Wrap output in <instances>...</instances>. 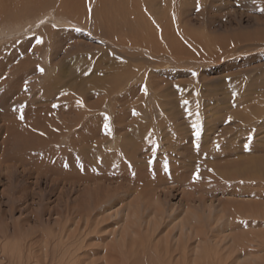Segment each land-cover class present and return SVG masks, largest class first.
Returning a JSON list of instances; mask_svg holds the SVG:
<instances>
[{
  "label": "rangeland",
  "instance_id": "rangeland-1",
  "mask_svg": "<svg viewBox=\"0 0 264 264\" xmlns=\"http://www.w3.org/2000/svg\"><path fill=\"white\" fill-rule=\"evenodd\" d=\"M262 9L264 0H0V30L16 27L0 39V211L13 212L0 226L8 223L10 235L12 225L25 232L9 239L0 236V264L8 262L12 246L24 242L30 230H57L69 213L70 230L85 223L79 213L86 207L98 222L88 229V244L96 252L86 264L101 263L105 246L113 242L111 230L119 231L126 223V207L138 200L153 203L155 192L167 211L156 240L164 239L168 229L180 232L173 226L184 219L197 231L189 242L188 261L181 251L176 253L179 264H264V165L258 181L252 179L257 172L243 179L223 172L227 163L264 161ZM12 121L17 126L7 132L6 122ZM35 142L46 147L35 148ZM225 145L237 149L226 150ZM62 148L76 162L73 167L65 160V171L74 177L70 183L45 179L35 166L53 165L58 160L54 157H63ZM81 154L90 164L104 156H118L121 162L88 167L87 161L75 159ZM122 163L139 172L121 169L115 178L76 181L79 174L95 178L97 172L118 169ZM163 170L169 172L167 178H161ZM144 174L146 179H141ZM121 183L134 190L112 192ZM99 185L101 194L112 189L108 204L96 202L102 196L96 197ZM88 188L96 193L91 199ZM232 203L246 205L248 211L231 226V215L220 219L219 213L222 205ZM255 206L260 208L257 213ZM45 208L51 215H42L40 223L32 214ZM118 211L117 217L108 218ZM150 214L145 212L142 220L148 221ZM242 241L249 248L245 254L238 250ZM120 254L115 264H125L126 255Z\"/></svg>",
  "mask_w": 264,
  "mask_h": 264
},
{
  "label": "bare ground",
  "instance_id": "bare-ground-1",
  "mask_svg": "<svg viewBox=\"0 0 264 264\" xmlns=\"http://www.w3.org/2000/svg\"><path fill=\"white\" fill-rule=\"evenodd\" d=\"M6 6V5H5ZM63 7H61L62 9ZM5 9V8H4ZM65 10V9H64ZM57 14V13H56ZM59 15V14H57ZM122 15V14H121ZM117 16V15H116ZM2 17V16H1ZM111 18V17H110ZM60 20H63V23H65L64 19L63 18H60ZM60 20H57V22H59ZM62 22V21H61ZM15 26V25H14ZM6 27V26H5ZM9 28L7 30H0V39H4L6 37H8L9 34L12 33V31L15 30V28L13 27H10L8 26ZM20 28V27H18ZM18 29H16L17 31ZM19 33V32H18ZM25 70V69H24ZM27 70V69H26ZM31 70V69H30ZM29 71V70H28ZM31 72V71H30ZM23 73V72H22ZM15 74V73H14ZM13 74V76H14ZM11 76V77H13ZM22 76V75H21ZM26 76V75H25ZM16 77V76H15ZM25 78V77H24ZM11 79V78H9ZM16 80V79H14ZM12 80H10V83H11ZM63 81V80H62ZM2 82V81H1ZM5 82V81H4ZM14 82V81H12ZM41 82V81H40ZM60 82V81H59ZM3 83V82H2ZM38 83V82H37ZM55 83V82H54ZM62 83V82H61ZM15 84V83H14ZM39 84V83H38ZM56 84H57V81H56ZM6 85V82L4 84V86ZM12 85V84H9V86ZM40 85V84H39ZM59 85V84H58ZM57 85V86H58ZM3 88V87H1ZM10 88V87H9ZM12 88V87H11ZM16 88V87H15ZM9 90V89H8ZM50 90V88H49ZM69 90V89H68ZM2 91V90H1ZM39 91V90H38ZM65 91V90H64ZM14 92V90H12V93ZM16 92V91H15ZM8 93V92H6ZM10 93V92H9ZM32 93V92H31ZM1 94V93H0ZM11 94V93H10ZM40 94V93H39ZM38 94V96H39ZM7 95V94H6ZM9 95V94H8ZM7 95V96H8ZM14 95V93H13ZM16 95V94H15ZM3 96H5V92H3ZM12 96V95H11ZM10 97V96H9ZM13 97V96H12ZM59 97V96H58ZM17 98V97H15ZM60 98V97H59ZM54 99V98H53ZM52 100V98H51ZM57 100V99H55ZM61 100V99H58L57 102ZM63 100V99H62ZM4 102V101H3ZM49 102H54L55 101H49ZM10 104V103H9ZM57 104V103H56ZM60 104V102L58 103ZM62 104H63V101H62ZM52 105V104H51ZM61 106V105H59ZM66 108L65 110L66 111H69L70 108H71V105L68 103L65 104ZM39 107V106H38ZM49 107V106H48ZM51 108V106H50ZM21 109V108H20ZM47 109V108H46ZM72 109V108H71ZM46 111H49V110H46ZM45 113V111H44ZM47 114V113H46ZM48 115V114H47ZM51 115V114H49ZM152 116V115H151ZM250 116V115H248ZM247 116V117H248ZM246 117V118H247ZM153 118V116L151 117ZM250 118V117H248ZM68 119V118H67ZM71 119V118H70ZM154 119V118H153ZM5 121L9 119H4ZM159 120V119H158ZM158 120H155L157 121L156 123H158ZM249 120V119H247ZM63 121V119H62ZM164 121V120H163ZM250 121L252 122V119H250ZM249 121V122H250ZM67 122V121H66ZM7 125H6V128H7V132L9 131L10 132V129L8 130V128L10 127H13V129L16 128V124H14V121H12V123H8L6 122ZM65 123V121H64ZM68 123V122H67ZM71 123V122H70ZM69 123V124H70ZM11 125V126H8V125ZM171 124V123H170ZM169 127V126H168ZM176 127V126H175ZM201 127V126H200ZM180 128V127H179ZM31 129V128H30ZM178 129V127H177ZM200 129V128H199ZM170 130V129H169ZM202 130V129H201ZM12 132V131H11ZM243 132V131H242ZM159 134H161L160 132H158ZM248 133V132H246ZM8 134V133H7ZM66 136H65V139L68 138V133H65ZM56 135V134H55ZM150 135V134H149ZM158 135V134H157ZM162 135V134H161ZM171 135V133H170ZM187 135V134H186ZM238 135V134H237ZM179 136V135H178ZM28 137V136H27ZM161 136L158 135V138H160ZM171 137V136H170ZM182 137V136H180ZM206 137V136H205ZM228 137V136H227ZM237 137V136H236ZM212 138V137H211ZM80 139V138H79ZM162 139V138H161ZM181 139V138H180ZM36 140V139H35ZM160 140V139H158ZM232 140V139H231ZM66 143H69V145L71 144V139H66L65 140ZM116 141V140H115ZM34 142V141H33ZM194 142V141H193ZM226 142V141H225ZM26 143V142H25ZM107 143V142H106ZM109 143V142H108ZM118 143V142H117ZM192 143V142H191ZM28 144V143H27ZM27 144H23V145H27ZM36 145H34L35 148H39V147H43L45 148L46 145L43 144V143H36ZM73 144V143H72ZM169 146V145H168ZM222 146V145H221ZM241 146V145H240ZM26 148L24 149H27V146H25ZM115 147V146H114ZM135 147V146H134ZM165 147V146H164ZM203 147V146H202ZM231 147L232 150H236L237 147L233 148L231 145L229 146ZM229 147L226 148V145L224 146V148L226 150H230L228 149ZM239 147V146H238ZM67 148V147H65ZM61 149L60 150V155L63 156L62 158H57V157H54L58 160H56L55 163H53V165L50 164L49 167H42L43 165H35L36 166V169H38L37 171L41 172V173H44V178L46 179H51L53 180L54 182L57 181V179L62 182V183H70L72 181V179L74 178L72 176V174L70 173H67V170L64 166H66L65 164V160L68 162L71 161V164L73 167H76V162H74L72 159L70 158H73L72 155H68L67 154V151L68 149ZM133 148V147H132ZM137 148V146H136ZM140 148V147H139ZM138 148V149H139ZM189 148V147H188ZM214 148V147H212ZM219 148V147H218ZM222 148V147H220ZM32 149V148H31ZM47 149V148H46ZM103 149V148H102ZM108 149V148H107ZM111 149V148H110ZM239 149V148H238ZM58 150V149H57ZM97 150V149H96ZM113 150V149H112ZM125 150V149H124ZM131 150V149H130ZM145 150V149H144ZM224 150V149H223ZM225 150V151H226ZM210 151V150H208ZM29 151L27 150L26 153H28ZM50 152V151H49ZM58 152V151H57ZM105 152V151H104ZM126 152V150L124 151ZM145 152V151H144ZM203 152V151H202ZM214 152V150H213ZM212 152V154H213ZM220 152V150H219ZM103 153V151H102ZM101 153V154H102ZM210 153V152H209ZM208 153V154H209ZM217 153V152H216ZM96 154V153H94ZM100 154V153H99ZM139 154V151L136 149V155L138 156ZM191 154V153H190ZM196 154V153H195ZM211 154V153H210ZM217 154H220V153H217ZM51 155V153H50ZM98 155V154H97ZM109 155V154H108ZM135 155V156H136ZM216 155V154H215ZM214 155V156H215ZM5 156V155H4ZM47 156V155H46ZM53 156V155H51ZM99 156V155H98ZM102 156V155H101ZM110 156V155H109ZM134 156V157H135ZM136 156V157H137ZM179 156V155H178ZM8 158L10 157V155L8 154L7 156ZM36 155H35V159H36ZM42 157V156H41ZM48 157V156H47ZM50 157V156H49ZM191 157V156H190ZM200 157V156H199ZM44 158V157H42ZM99 158V157H97ZM189 158V157H188ZM192 158V157H191ZM46 159V158H45ZM52 159V158H51ZM75 159L79 160L81 159L83 162L84 161H87L86 162V165L89 167V166H99L101 165V163H104V162H107V164H110V165H115V164H119L121 161L120 159L118 158V156L116 157H113L111 158L110 157H105L102 158L99 163L95 162L94 160H92L91 164H90V158H86L84 156V154H81L80 156H75ZM89 159V160H88ZM193 159V158H192ZM191 159V160H192ZM38 160V159H37ZM129 160V159H128ZM186 160V159H184ZM28 161V160H27ZM48 161V160H47ZM46 161V162H47ZM50 161V160H49ZM53 161V159H52ZM89 161V162H88ZM194 161V160H192ZM43 162V161H42ZM45 162V163H46ZM79 162V161H78ZM83 162H82V165H83ZM146 162V161H145ZM250 162V163H248ZM48 163V162H47ZM80 163V162H79ZM137 163V162H136ZM142 163V162H140ZM248 163V164H246ZM49 164V163H48ZM131 164V163H130ZM147 164V163H146ZM189 164V163H187ZM85 165V166H86ZM139 165V164H138ZM264 165V161H261L259 159L257 160H251V161H248V160H245V161H241L239 163H235V164H228L227 163V166L225 168H223V172L224 174L229 177V178H239V177H243L245 178L244 175H253L254 173H256L255 175H253L252 179H257L256 181H258L261 177H262V172H260L259 170L261 169L260 166ZM34 166V167H35ZM119 166V165H118ZM124 166H129V167H124ZM145 166V165H144ZM181 166V165H180ZM247 167V169H246ZM106 168V167H105ZM117 168V166H116ZM148 168V167H147ZM169 168V167H168ZM176 168V167H175ZM121 169L123 170L122 172H126V170H131V169H135L134 165H128L126 163H122V166H119L118 169H115V170H109V171H102L101 173H98L97 172V175H95V178L93 176L90 175V177H87L85 178L86 176L84 175H81L79 174V176L77 178H79L78 180H76L78 183L81 181V182H85V181H94L93 179H98L100 177H117L118 174L121 172ZM139 169V167H138ZM184 169V167H183ZM84 170V169H82ZM188 170V169H187ZM247 170V172H246ZM249 170V171H248ZM113 171V172H112ZM136 171V169H135ZM164 171V170H163ZM167 171V170H166ZM259 171V172H258ZM136 172H139V171H136ZM157 173V171H155ZM165 172V171H164ZM163 172V175L164 177H161V178H167V172L164 173ZM81 173V172H79ZM90 173V172H89ZM107 173H109V175H107ZM141 173V172H140ZM139 173V174H140ZM169 173V172H168ZM143 174V172L141 173ZM146 174H149V173H146ZM153 174V173H152ZM151 173L149 175H152ZM106 175V176H105ZM121 176L123 174H120ZM175 175V174H174ZM57 176V178L55 177ZM139 176V175H138ZM145 175L141 177V175L139 177H141V179H144L145 178ZM157 176V175H156ZM161 176V175H160ZM84 177V178H83ZM174 177V176H173ZM159 179V177H157ZM242 178V179H243ZM140 180V178H138ZM146 179V178H145ZM148 179V177H147ZM153 177H150V180L151 182L153 181L152 180ZM156 179V180H158ZM174 178H172L171 181H174L173 180ZM251 179V180H252ZM138 180V181H139ZM149 180V179H148ZM164 180H167V179H164ZM226 180V179H225ZM70 181V182H68ZM160 181H162L160 179ZM158 180V182H160ZM256 181H253L256 183ZM145 182V180H144ZM147 182V181H146ZM145 182V183H146ZM163 183L166 182V181H162ZM161 182V183H162ZM175 182V181H174ZM203 182V181H202ZM143 183V182H142ZM150 183V181H149ZM160 183V184H161ZM86 184V183H85ZM139 184V183H137ZM141 184V182H140ZM147 184V183H146ZM98 185V183H97ZM124 184H120V185H117V187H115L113 190L110 189L108 187L107 189V193L106 192H103L102 194L100 193L101 190H102V186L99 185L98 187H96V191H97V195L96 197L101 194L102 196H98L96 198V202L98 203H101L100 201H102L101 204H108L109 203V199H110V195H111V190L112 192H117L119 193L121 190H123L122 192H128L131 193V191H133L134 189L130 190L131 187L130 186H123ZM150 185H153L150 183ZM164 185V184H162ZM161 185V186H162ZM178 185V184H177ZM85 186V185H84ZM147 186V185H146ZM89 187V186H88ZM122 187H125L124 189ZM136 188L138 187V185L135 186ZM157 187V186H156ZM155 187V188H156ZM160 186H158L159 188ZM206 187V186H205ZM135 188V189H136ZM139 188V187H138ZM149 188V187H148ZM147 188V189H148ZM152 188V187H151ZM154 189V188H153ZM151 189V190H153ZM90 190V191H89ZM150 190V189H148ZM156 190V189H155ZM89 191V195H90V199L96 194L92 188H88L87 192ZM155 192V191H154ZM44 195L45 193L42 192V194H40L39 196L41 198H44ZM63 196H68L69 194L68 193H62ZM25 197V196H24ZM39 197V198H40ZM12 196H9V199L12 203ZM202 198V197H201ZM41 200V199H40ZM143 206V207H142ZM12 211L13 209L15 208L13 206V203L11 206ZM68 207H69V204L66 203V208L68 210ZM95 207V206H94ZM87 209H83V212L79 215L81 218H83L85 221V223L83 224H79L80 221H77V223L79 225H76L75 229H72L70 230L69 228L71 227V217H70V213L68 211L69 214L66 215V219H67V222L63 221L61 222V219L57 220L56 224L58 223V225L60 226V224H62V226H60L57 230L56 229H53L51 230L50 233H42V234H39L36 232V229L34 230H30V234L28 237H25L26 240L24 242H21L19 244H17L16 246H12L13 249H10V253L8 254L7 253V250L6 248H4V252L8 254V262H6V264H86V260H88L91 255L96 252V250L94 249V246L93 245H90L88 244V236L90 235L91 233V230H88L92 225L93 223L95 222V226L96 224H98L96 218L94 219L92 217V212L89 210L91 207H86ZM142 208L144 210H142ZM209 215L213 212L212 211V206H208L206 207ZM259 207L258 206H255V208H253V212L257 213L259 211ZM15 210V209H14ZM88 210V211H87ZM51 209H43V211L40 213L37 212L36 213H33L32 215L35 216V220L42 223L44 220H41L43 217H41L42 215H46V214H50ZM87 211V212H86ZM127 211L125 213V218L124 219L126 221V223H124V226H122V228L119 230V231H116L114 230L113 232V229L111 230V234H112V239H113V242L108 244L107 246H105V252H106V257L105 259L103 260V262L101 263H95V264H115V262L118 260V255L120 253H124L126 255L125 257V264L128 263V264H139V261L141 260H144L145 261V264H179V261L180 259L178 258V261H175V258H177V255L176 253L178 251H181L182 254H180L181 257H183L184 259H188L189 257L188 254H189V250L191 249L190 245H189V242L192 238V235H194L195 231L193 229V225L190 226V225H187L188 223L186 221H182L183 223L179 224V226H176L174 225L173 227L174 228H180V232L178 233H175L174 229H168L165 233V236H164V239H157L155 238V235L157 232H159V229H160V225L162 222H165L166 219H165V214H166V209L165 207L163 206V203L162 201L160 200L159 198V193L158 192H155V201L152 203V201H149L148 200H145V201H141V200H138V201H134V202H131V204H129L127 207H126V210ZM147 211H150V218L148 221L144 222L141 218V216H143V214H145V212ZM171 215H173V211L172 210H169ZM194 210H192L193 212ZM248 211V207L246 205H243V204H239V203H235V204H231L229 206L227 205H222V207L220 208V212L221 214L219 213L220 215V219L225 217V215H231L230 216V224L231 226L234 225L233 224V221L235 219V217L237 218L238 216H246V213ZM86 212V213H85ZM218 212V211H217ZM1 213V216H0V220L1 221H4L5 219L9 218L11 216V214L13 212L11 211H8V212H4L3 213V210L0 211ZM59 214H61V211L58 212ZM169 213V212H168ZM229 213V214H227ZM36 214V215H35ZM120 212H116V213H113L111 215H109L108 218H111V217H117V215H119ZM188 214V213H187ZM86 216V218H85ZM98 216V215H96ZM174 216V215H173ZM12 217V216H11ZM175 217V216H174ZM187 217V216H186ZM229 217V216H228ZM190 218V216H189ZM227 218V217H225ZM31 218L28 217L27 219H25V223H27L26 221L27 220H30ZM219 219V220H220ZM224 219V218H223ZM222 219V220H223ZM228 219V218H227ZM226 219V220H227ZM228 219V220H229ZM225 220V221H226ZM237 221V220H236ZM227 222V221H226ZM29 223V222H28ZM119 223V222H117ZM116 223V224H117ZM172 223V222H171ZM6 224V223H5ZM170 223L167 224V226L169 225ZM229 224V223H228ZM25 225V224H24ZM41 225V224H40ZM225 225V224H224ZM9 225L8 223L6 225H3L2 227L0 226V236L3 235L4 238H7L9 239L8 237L10 236H13V235H16L18 233H22L21 236L25 235L23 234L24 231H20V230H23L24 227L20 226L18 227V225H12L11 228H13L12 230V233L10 235V230L9 228H7ZM187 226V227H186ZM226 226V225H225ZM30 229V228H29ZM28 229V230H29ZM28 230H26L28 232ZM183 230H187V239H186V242H184L182 240V233L184 232ZM179 231V230H178ZM32 232V233H31ZM48 232V231H47ZM182 232V233H181ZM223 232V231H221ZM25 233V232H24ZM55 233V234H53ZM27 234V233H26ZM218 234V233H217ZM220 234V233H219ZM197 235V233H196ZM221 235V234H220ZM219 235V236H220ZM2 236V237H3ZM118 236V237H117ZM18 237V236H17ZM41 237V238H40ZM21 240H23L24 238L20 237ZM40 238V239H39ZM1 240V239H0ZM18 241V240H17ZM3 242V241H2ZM0 242V246L1 243ZM6 243V242H5ZM12 243V242H10ZM14 243V242H13ZM234 243V242H233ZM242 244H240V246L238 247V250L242 253V254H245L246 252H248V249L247 248V243H245L244 241L241 242ZM7 244V243H6ZM201 244V243H200ZM239 245V244H237ZM219 247V246H218ZM237 248V247H236ZM261 248V247H260ZM1 249V247H0ZM2 250V249H1ZM237 250V251H238ZM1 252V251H0ZM151 253V254H150ZM152 253L155 254V256H152ZM120 254V255H122ZM196 254V253H195ZM176 255V256H175ZM241 254L237 253L236 254V258H238ZM196 258V257H195ZM194 258V260H195ZM231 258V256H230ZM0 259H3L2 256L0 255ZM133 259V260H132ZM191 259V258H190ZM202 259V258H201ZM4 260V259H3ZM198 260V259H197ZM227 260V259H226ZM6 261V260H5ZM188 261V260H187ZM4 262V261H3ZM95 261H93L92 263H94ZM198 262V261H197ZM197 262H195L194 264H198ZM0 263H1V260H0ZM184 263V262H183ZM188 263V262H187ZM221 264H226L225 262H220ZM3 264V263H2ZM189 264V263H188Z\"/></svg>",
  "mask_w": 264,
  "mask_h": 264
},
{
  "label": "snow or ice",
  "instance_id": "snow-or-ice-1",
  "mask_svg": "<svg viewBox=\"0 0 264 264\" xmlns=\"http://www.w3.org/2000/svg\"><path fill=\"white\" fill-rule=\"evenodd\" d=\"M262 10H264V9H262ZM41 71H43V69H41ZM145 91H146V89H145ZM106 127H107V126H106ZM199 134H200V132H199V127L197 126V133H196V135L199 136ZM197 178H199V177L197 176Z\"/></svg>",
  "mask_w": 264,
  "mask_h": 264
}]
</instances>
